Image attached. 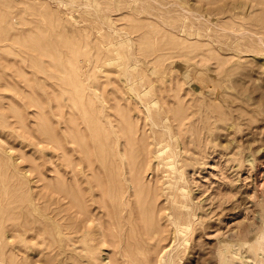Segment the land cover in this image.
<instances>
[{
    "label": "rangeland",
    "instance_id": "rangeland-1",
    "mask_svg": "<svg viewBox=\"0 0 264 264\" xmlns=\"http://www.w3.org/2000/svg\"><path fill=\"white\" fill-rule=\"evenodd\" d=\"M126 139L165 190L174 149L185 236L172 195L126 202ZM262 170L264 0H0V264H264L238 243L264 217Z\"/></svg>",
    "mask_w": 264,
    "mask_h": 264
},
{
    "label": "bare ground",
    "instance_id": "bare-ground-1",
    "mask_svg": "<svg viewBox=\"0 0 264 264\" xmlns=\"http://www.w3.org/2000/svg\"><path fill=\"white\" fill-rule=\"evenodd\" d=\"M62 72V71H61ZM68 79V78H67ZM59 85H61V84H59ZM76 89V88H75ZM76 96V95H75ZM84 97V96H83ZM92 98V97H91ZM73 99V98H72ZM74 100V99H73ZM84 101V100H83ZM94 102H95V100H94ZM86 103V102H85ZM70 104V103H69ZM83 105V104H82ZM101 106V105H100ZM96 107V106H95ZM84 109V108H83ZM92 109V108H91ZM121 114V113H120ZM162 119H164V118H162ZM89 122V121H88ZM154 122V125H158V126H160L161 124H160V122L159 121H157V120H154L153 121ZM124 123V122H123ZM112 125H114V127H116V125L115 124H113V123H111ZM110 124V125H111ZM118 124V123H117ZM127 124V123H126ZM203 124V123H202ZM118 126H120L119 124H118ZM163 126H166L168 129H167V133H168V135L167 136H169V138H176V139H179V136H178V134L177 133H175V132H173V130L171 129V127L169 126V125H167V124H163ZM114 131H116L115 129H113ZM49 131H50V129H49ZM155 133H157V132H159L158 130H153ZM125 133H127V131H124ZM105 133V132H104ZM51 134L52 135H54V138H56L55 137V134H53V132H52V130H51ZM162 134L164 135L165 133L164 132H162ZM127 135V134H126ZM130 135V134H129ZM113 138V137H112ZM58 140V139H57ZM127 140V139H126ZM134 140V139H133ZM133 140H131L130 139V141L128 142V140H127V142L128 143H124V144H126V147H124L123 149L121 148L120 150H119V153H120V155H121V162H122V164H124L125 165V169L123 170V172H122V174H126V176H125V180L127 181V187H126V190L128 191V194H129V196H128V198H126L127 200H126V202L127 203H129V201H131V199L129 198L132 194L134 195V196H136V198H138V200H140V199H142L141 197H142V195H144V193L145 192H153V196H156L158 193H160L161 191H165L168 195H172L173 196V202H175V204L174 205H172V206H168L167 207V209L169 208L171 211H170V213L168 214L169 215V222H173L174 224H175V227H173V230H172V232H174L175 233V235H174V237H175V240L178 238V236H181V235H184L185 236V234L189 231V229L191 228V225L193 224V219H192V217H191V214L188 212V211H185V209H183V207L185 206V204H186V202L184 201V200H182V199H176V197H175V194H182L183 193V191H182V187H181V185H180V174H181V172H182V174H184V170L183 171H181V169H180V166H179V162H176V158H175V151H174V149L171 151V152H173V153H171V154H168V156H165L164 157V164H166L168 167H170L171 169H172V171L174 172L173 173V175H172V178L169 180V181H166L167 182V189L165 190V189H163V188H161V186H158V184H154V185H146L145 184V182H143L144 181V175L143 174H141V173H139V168H135L134 166H132L133 165V162L134 161H132L131 159H129V158H132V157H129L128 158V156H127V150L128 149H131V145L133 144ZM160 140V139H159ZM197 140V139H196ZM163 141V140H162ZM58 142V141H57ZM141 142V141H140ZM170 142V141H169ZM156 143V142H155ZM157 143H159V142H157ZM159 144H161V143H159ZM60 145V144H59ZM168 145L169 144H166L165 146H162L160 149H159V152H158V155H163L166 151H167V148H168ZM61 146V145H60ZM114 146H115V144H114ZM125 146V145H124ZM130 147V148H129ZM87 150V149H86ZM129 153H131V152H129ZM88 154V153H87ZM86 154V155H87ZM91 155V154H90ZM104 157V156H103ZM102 157V158H103ZM138 157V156H137ZM101 158V159H102ZM139 158V157H138ZM139 160V159H138ZM103 161V160H102ZM70 163V162H69ZM117 164V163H116ZM119 164V163H118ZM129 164H131V165H129ZM139 164V163H138ZM102 167L106 170V168H107V164L106 163H104V162H102ZM134 165H135V163H134ZM74 166V165H73ZM120 169H121V167H120ZM138 169V170H137ZM141 169V168H140ZM260 168H258L257 170H259ZM107 172V171H106ZM264 172V170H262V173ZM104 173V172H103ZM103 173H102V175H103ZM128 173H129V175H128ZM143 173V172H142ZM171 174V173H170ZM261 174V173H260ZM103 177V176H102ZM122 180H123V178H121ZM66 181V180H65ZM261 182V181H260ZM260 182H259V184H260ZM263 182V181H262ZM100 184V183H99ZM124 184V183H123ZM100 186V185H99ZM56 188V187H55ZM70 188V187H69ZM125 188V187H124ZM62 189H63V187H62ZM160 189V190H159ZM70 190H71V188H70ZM73 190V189H72ZM66 192V191H65ZM73 192H75V191H73ZM79 192H81V191H79ZM64 193V192H63ZM82 194H83V192H81ZM75 194V193H74ZM68 195V194H67ZM84 195V194H83ZM118 195V194H117ZM121 195V194H120ZM146 195H148V194H146ZM152 195V194H151ZM76 196V195H75ZM85 196V195H84ZM112 196V195H111ZM80 197H82V195L80 196ZM72 198V197H71ZM84 198V197H83ZM111 198V197H110ZM110 198H108V199H110ZM117 198V197H116ZM112 199V198H111ZM171 199V198H170ZM80 200V199H79ZM82 200V199H81ZM120 200V199H119ZM122 200V199H121ZM82 201H84V200H82ZM111 202H112V200H110ZM84 205H85V203H83ZM103 204V203H102ZM101 204V205H102ZM112 204V203H111ZM148 205V204H147ZM77 206V205H76ZM120 205H118L117 207H119ZM165 206V205H164ZM264 206V205H263ZM85 207H86V205H85ZM114 207V206H113ZM140 207V206H139ZM138 207V208H139ZM37 208V206L35 207V209ZM143 208V207H142ZM166 208V207H165ZM41 209V208H40ZM115 209H116V207H115ZM114 209V210H115ZM131 209V208H130ZM137 209V208H136ZM147 209H149L148 207H147ZM86 210H88L87 208H86ZM111 210V209H110ZM120 210V209H119ZM138 210V209H137ZM140 210V209H139ZM143 210V209H142ZM158 210V209H157ZM70 211V210H69ZM89 211H91V210H88V212ZM141 211V210H140ZM139 211V212H140ZM145 211H148V210H145ZM155 211V210H154ZM44 212V211H43ZM136 212V211H135ZM45 213V212H44ZM48 213V212H47ZM46 213V214H47ZM82 213H83V211H82ZM120 213V212H119ZM133 213V212H132ZM69 214H70V212H69ZM85 214V213H84ZM88 214V213H87ZM86 214V215H87ZM128 214V213H127ZM143 214V213H142ZM42 215V214H41ZM129 215V214H128ZM132 215V214H131ZM141 215V214H140ZM73 216V215H72ZM71 216V214L69 215V217H72ZM101 216V215H100ZM116 216H118V215H116ZM134 216H136V214L134 215ZM142 216V215H141ZM145 216V215H144ZM156 216V215H155ZM68 217V216H67ZM76 217V216H75ZM75 217H72V219H73V221L75 220L74 218ZM129 217H131L130 215H129ZM128 217V218H129ZM140 217V216H139ZM157 217V216H156ZM86 218V217H85ZM111 218V217H110ZM116 218V217H115ZM134 218V217H133ZM141 218V217H140ZM70 219L71 218H69V221H70ZM71 219V220H72ZM99 219V218H98ZM101 219V218H100ZM100 219L98 220V221H100ZM152 219V218H151ZM46 220V219H45ZM81 220V219H80ZM96 220V219H95ZM112 220V219H111ZM141 220V219H140ZM143 220V219H142ZM167 220V219H166ZM69 221L67 222V223H69ZM102 221V220H101ZM71 223V222H70ZM74 224H75V222H73ZM111 223V222H110ZM259 223V222H258ZM72 224V223H71ZM95 225V224H94ZM98 225V224H97ZM109 225V224H108ZM112 225V224H111ZM76 226V225H75ZM258 226V227H257ZM257 229L256 230H254L253 229V226H252V230L254 231L252 234H251V232L250 231H247L245 234H244V236H243V238L240 240V241H238V243H239V245L241 246V245H246V243H249V242H251V240H255L254 241V243H250L249 244V246H248V248L250 247V249H253L254 251H255V255H256V257H259V253H260V249H264V217H263V219H262V221H261V224L260 225H256L255 226ZM88 228V227H87ZM86 228V229H87ZM110 228H111V226H110ZM113 228V227H112ZM75 229V228H74ZM83 229V228H82ZM85 229V230H86ZM109 229V228H108ZM160 229H162V228H160ZM164 229V228H163ZM168 229V228H167ZM71 230V229H70ZM72 230H73V228H72ZM76 230V229H75ZM79 230H81V229H78V232H79ZM89 230L90 229H87V231L89 232ZM101 230V229H100ZM158 230V229H157ZM156 229H155V231H157ZM250 230H251V228H250ZM83 231V230H82ZM87 231H86V233H87ZM108 231H110V230H108ZM159 231V230H158ZM244 231V230H243ZM71 232H73V231H71ZM95 232V231H94ZM100 232V234H101V231H99ZM117 232V231H116ZM163 232V231H162ZM77 233V232H76ZM105 233V232H104ZM134 233V232H133ZM72 234V233H71ZM95 234V233H94ZM107 234V233H106ZM105 234V235H106ZM113 234V233H112ZM243 234V233H242ZM250 235V236H249ZM70 236V235H69ZM87 236H89V235H87ZM114 236H116L115 234H114ZM240 236H241V234H240ZM72 237V236H71ZM102 237V236H101ZM131 237H132V235H131ZM134 237V236H133ZM152 237V236H151ZM81 238V237H80ZM85 236L82 238V239H84L85 240ZM253 238V239H252ZM69 239H70V237H69ZM71 239H73V238H71ZM81 239V241H83ZM87 239V238H86ZM88 239H90V238H88ZM106 239V238H105ZM117 239V238H116ZM115 239V240H116ZM164 239V238H163ZM162 239V240H163ZM180 239V238H179ZM79 240V239H78ZM114 240V239H113ZM129 240V239H128ZM237 240V239H236ZM239 240V239H238ZM73 241H74V239H73ZM75 242V241H74ZM79 242V241H78ZM89 243V242H88ZM87 243V244H88ZM116 243V242H115ZM155 243V242H154ZM161 243V242H160ZM86 244V245H87ZM93 244V243H92ZM156 244V243H155ZM155 244H153L154 246H155ZM90 245V244H89ZM6 246V245H5ZM114 246H116V244L114 245ZM158 246H161V245H158ZM227 246V245H226ZM233 246V245H232ZM86 247V246H85ZM95 247V246H94ZM130 247V246H129ZM163 247V246H162ZM87 248H88V246H87ZM87 248H84V249H87ZM96 248H97V246H96ZM174 248V247H173ZM93 249H95V248H93ZM124 249V248H123ZM156 249H158V248H156ZM155 249V250H156ZM239 249V248H238ZM88 250V249H87ZM154 250V249H153ZM224 248H222V249H220V251H219V257H218V259H220V261L219 260H217V264H228L229 262V257H227L226 255H225V253L226 252H224ZM90 251V250H89ZM92 251V250H91ZM96 251V250H95ZM95 251H93V252H95ZM157 251V250H156ZM227 251V250H226ZM129 252V251H128ZM160 252H162L161 250L159 251V253H158V256H159V254H161ZM235 252H237L238 253V250L237 251H235ZM243 252V251H242ZM96 253V252H95ZM157 253V252H156ZM230 253V252H229ZM12 254V253H11ZM239 254V253H238ZM148 255V254H147ZM157 255V254H156ZM155 255V256H156ZM178 253H170L169 252V255L165 258V257H158V256H156L155 258H154V255L152 254V256H153V258L156 260L155 262H156V264H176V259H177V257H178ZM230 255V254H229ZM250 255H252V254H250ZM12 256V255H11ZM11 256H10V258H11ZM92 256V255H91ZM96 256V255H95ZM99 256V255H98ZM151 256V257H152ZM13 257V256H12ZM118 257V256H117ZM150 257V256H149ZM217 257V256H216ZM6 258V257H5ZM4 258V259H5ZM10 258H9V260H10ZM22 258V257H21ZM94 258H96V257H94ZM133 258V257H132ZM140 258V257H139ZM3 259V260H4ZM13 259V258H12ZM50 259H51V257H50ZM49 259V260H50ZM87 259V258H86ZM88 259H90V258H88ZM111 259H113V258H111ZM118 259H119V257H118ZM1 260V259H0ZM19 261H20V259H18ZM92 261H93V259H91ZM153 260V259H152ZM22 261H24V259H22ZM87 261V260H86ZM89 261V260H88ZM92 261H90V262H92ZM94 261H96V260H94ZM143 261V260H142ZM180 261V260H179ZM178 261V262H179ZM2 262V261H1ZM24 262H26V261H24ZM109 262H112V260H110ZM117 262V261H116ZM119 262V261H118ZM145 262H146V260H145ZM153 262V261H152ZM151 262V263H152ZM9 263V262H8ZM89 263V262H88ZM150 263V262H149ZM20 264V263H19ZM28 264V263H27ZM92 264V263H91ZM115 264V263H114ZM120 264V263H119ZM210 264V263H209Z\"/></svg>",
    "mask_w": 264,
    "mask_h": 264
}]
</instances>
